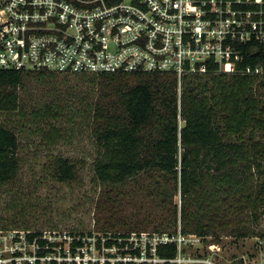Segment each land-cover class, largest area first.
<instances>
[{"label": "trees", "instance_id": "obj_1", "mask_svg": "<svg viewBox=\"0 0 264 264\" xmlns=\"http://www.w3.org/2000/svg\"><path fill=\"white\" fill-rule=\"evenodd\" d=\"M245 53L244 66L261 65L262 74L192 76L181 95L176 80L168 75L103 73L85 80L89 92L83 99L89 98V102L82 99V104L89 112L91 121L87 122L98 148L96 179L119 185L141 174L153 178V192L161 194L164 203L165 197L169 198L174 207L172 218L158 227L162 232L170 228L176 231L180 221L184 232L212 236L213 241H219L224 233L236 238L257 234L247 224L253 226L264 213V182L257 177L264 170V101L257 93V88L264 87V45L253 41ZM55 75L0 69V112L17 113L26 119L21 91L27 89L30 80L42 83ZM131 76L137 80L131 82ZM66 108L47 101L29 112L31 123H39L37 130L46 142L55 144L64 138L66 127L56 125V121L65 116ZM182 119L184 126L179 123ZM41 121L48 129L40 128ZM262 132L261 138H256ZM19 146L17 133L0 123V186L19 174ZM53 173L59 181L71 182L77 178L76 164L58 156ZM177 193L180 206L173 205ZM245 212L241 219L238 214ZM101 230V237L69 233L72 252L77 246L92 244L93 238L99 249L103 242L106 247H123L127 241L119 243V238H129L134 232ZM28 231L25 237L30 242L37 239L40 245L39 256L64 246L47 240L39 231ZM175 252V245L159 247L161 255Z\"/></svg>", "mask_w": 264, "mask_h": 264}, {"label": "built area", "instance_id": "obj_2", "mask_svg": "<svg viewBox=\"0 0 264 264\" xmlns=\"http://www.w3.org/2000/svg\"><path fill=\"white\" fill-rule=\"evenodd\" d=\"M253 41L264 45V0H0L2 70L168 75L181 95L192 76L262 74L261 65L244 66ZM3 233L0 229V264L59 260L35 252L28 261L23 247H8ZM141 234L119 238L127 241L123 247L103 242L99 249L93 242L72 252V238L67 248H54L67 264H84L91 249L104 256L87 264H264V234L230 257L220 243L184 232L181 224L138 243L134 238ZM27 242L40 249L37 239ZM161 245H175V254L161 255Z\"/></svg>", "mask_w": 264, "mask_h": 264}, {"label": "rangeland", "instance_id": "obj_3", "mask_svg": "<svg viewBox=\"0 0 264 264\" xmlns=\"http://www.w3.org/2000/svg\"><path fill=\"white\" fill-rule=\"evenodd\" d=\"M88 78H92V74H58L52 80L47 79L42 83L30 78L27 89L20 94V102L26 109L27 118L21 119L17 113L0 112V123L11 127L17 133L20 143L17 152L20 160L19 174L14 181L0 186V229L4 230L8 247H23L20 251L25 253L24 259H27L29 253L38 252L34 245L28 244V239L23 242L22 237L26 236L28 229L39 231L47 240L58 241L66 248L72 239L69 233H93L94 236L101 237V229L105 228L112 233L129 230L142 232L134 238L140 243L148 237H154L155 233H161L162 229L158 227H164L173 216L174 207L170 205L169 198L165 197L167 202H162V195L158 196L153 192L154 179L148 175L141 174L140 177L128 179L126 183L119 185H106L96 179L94 162L98 157V148L88 125L91 121L89 112H85V105L82 104L84 100L89 102V98L83 99L89 92L85 86ZM136 80V77H130L131 82ZM52 83H55L54 87ZM259 88L257 93L264 101V87ZM47 101L67 107L65 116H60L56 121V125L66 127L64 138L55 144L46 142L41 130H37L39 123H31L32 120L29 119L32 108ZM68 118L71 121L68 122ZM179 123L184 126L183 119ZM40 128L48 129L47 123L41 121ZM262 135L263 132L257 134L256 138H261ZM58 156L68 157L76 164L75 180L61 182L55 177L53 166ZM257 177L260 182H264V170L258 172ZM173 199V205L180 206V193ZM261 211H264V207ZM238 216L244 219L246 212ZM161 222H164L163 226H159ZM180 224L179 221L178 226ZM247 226L249 229L253 227L256 235L264 234V213L253 226ZM170 229L172 230L165 231H174L173 228ZM7 230H18L19 234L15 235ZM256 235L236 238L224 233L219 241H213L212 236H205V239L206 242L212 240L211 242L220 243L223 255L230 257L245 251L252 245ZM91 240L93 243L96 238ZM52 250L54 252L49 254L58 257L57 264H67L62 263L59 258V250L54 247ZM5 255L10 258L8 252ZM102 256L104 255L97 250L91 249L83 262L87 264L90 259L94 261ZM27 260L23 261L28 262ZM41 261L38 264L50 263V260Z\"/></svg>", "mask_w": 264, "mask_h": 264}]
</instances>
